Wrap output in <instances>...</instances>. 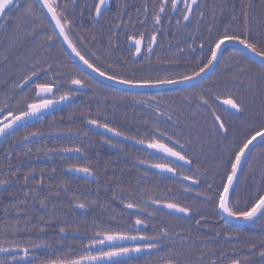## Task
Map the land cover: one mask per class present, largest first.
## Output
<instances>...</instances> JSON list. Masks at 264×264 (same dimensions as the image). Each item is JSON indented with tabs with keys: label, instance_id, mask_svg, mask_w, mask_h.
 I'll use <instances>...</instances> for the list:
<instances>
[{
	"label": "flooded vegetation",
	"instance_id": "af4514ba",
	"mask_svg": "<svg viewBox=\"0 0 264 264\" xmlns=\"http://www.w3.org/2000/svg\"><path fill=\"white\" fill-rule=\"evenodd\" d=\"M101 1L106 8L97 14L100 0H37L49 21L47 10L54 11L69 44L94 73L130 85L153 86L170 82L137 84L115 78L116 71L103 70L93 59L80 54L65 28L78 18L95 37L100 32L108 37L112 31H117L126 41L131 59L141 62L148 41L145 33L148 31L154 37L163 26L184 25L189 0H180L175 11L174 0ZM45 41L52 43L51 39L34 43L37 44L33 48L37 55L29 60L32 62L30 71L22 73L24 77L19 75L16 94H8L5 104L1 103L0 128L10 122L8 117L27 113L30 105L54 102L65 96H72L73 101L87 89L105 94L106 86H111L122 93H135L134 97H121L122 102L118 104L122 106L119 113L121 126L116 129L104 122L86 120L83 125L87 129L81 135H70L75 133L73 130L48 131L44 127L47 126L44 116L71 102L68 101L4 131L0 137V172L5 177L0 183L15 187L16 201L28 202L30 191H38V198L43 201L46 191L42 181L44 172L59 175L55 194L58 217L73 227L71 231L60 230L59 234L83 242L82 254L73 260L123 252L130 255L106 264H264V208L248 223H233V216L249 213L264 196L263 192L248 209L233 204V186L238 180L240 166L261 140L242 160L233 181L234 165L246 144L263 130L247 139L233 161V132L239 131L238 120L234 119L237 105L233 112L220 103L232 101L230 98L205 96L200 108L204 118L200 124L203 127L211 125L213 129L200 130L198 140L202 142V148L193 151L183 138L187 133L175 134L173 131L174 126L185 125V121L175 110L182 105L173 102L172 90L185 88L132 90L117 87L84 70L66 48L69 59L36 53H43ZM139 41H142L138 44L140 54L135 55L137 46L131 42ZM46 60L74 62L81 70L65 73L67 63L64 67H42L41 62ZM64 76L77 79L62 89L58 79ZM82 77H86L85 83L78 79ZM211 100L213 103L209 102ZM13 102L17 104L15 107ZM89 122L104 126L119 136L97 132L86 125ZM31 136L36 137L27 139ZM262 171L260 175L258 168L249 169L246 173L249 181L239 186L263 189L264 169ZM36 172L37 183H26ZM82 173L92 178L83 177ZM226 212L232 220L226 218ZM22 213L18 211L16 215ZM259 218L263 221L262 229L255 230L253 223ZM63 233L66 236H62ZM117 238L121 241L113 243ZM31 252L28 254L33 256ZM15 254L4 263L21 256L19 252Z\"/></svg>",
	"mask_w": 264,
	"mask_h": 264
},
{
	"label": "trees",
	"instance_id": "16d2710c",
	"mask_svg": "<svg viewBox=\"0 0 264 264\" xmlns=\"http://www.w3.org/2000/svg\"><path fill=\"white\" fill-rule=\"evenodd\" d=\"M65 31L80 54L93 59L103 70L116 71L113 74L115 78L137 84L181 80L199 73L208 64L216 45L224 39H236L264 56V0H199L188 23L176 27L172 23L163 26L154 37L148 31L145 33L148 41L141 62L131 59L126 41L118 36L117 31H112L108 37L100 32L95 37L78 18L74 19L73 25L68 24ZM41 39H51L52 43L45 41L43 53H36L69 59L68 52L59 42L43 6L37 0H15L0 15V107L2 102L5 104L8 100V94H16L22 73L30 71L32 62L29 60L37 55L33 49L37 44L34 43ZM66 63L65 73L81 70L74 62L46 60L41 65L64 67ZM76 79L64 76L58 82L64 89L71 80ZM78 79L84 83L86 81V77ZM110 87L106 86L105 94L93 93L91 89L80 92L70 103L47 112L43 119L47 126L44 127L48 131L73 130L75 133L70 135H81L87 129L83 122L96 120L119 128L122 106L118 104L122 102L121 97H134L135 93H122ZM182 88L185 90L172 91L173 102L182 105L175 110L183 117L181 119L185 125L174 126L173 131L175 134H184L182 131H185L187 135L184 134L183 138L193 151L202 148V142L198 140L200 130L213 129L211 125L203 127L200 124L204 118L200 108L205 96L228 97L237 105L238 112L234 119L238 120L239 131L233 132V161L247 139L257 131L264 130V65L236 47L223 49L209 76ZM208 88L213 91L209 93ZM209 102L213 103L212 100ZM16 105L13 102V107ZM40 125L42 130V123ZM256 161H259L257 165ZM252 168H258L260 175L263 174L264 139L251 150L240 166L238 180L233 186V204L237 208L248 209L264 192V188L256 190L239 186L249 181L246 173ZM58 176L44 172L42 181L46 184V191L43 201L39 200L38 191H30L29 201L23 202L21 199L15 200L14 186L0 189V248L42 246V249L31 252L34 258L30 261L4 263L17 255L11 253L0 256V264H48L73 260L82 254L83 242L79 238L61 237L59 234L60 230L71 231L73 227L58 217L55 196ZM4 179L0 172V181ZM37 181L36 172L26 183L33 185ZM18 211L23 213L16 215ZM262 224L259 218L254 221L253 228L261 230Z\"/></svg>",
	"mask_w": 264,
	"mask_h": 264
},
{
	"label": "water",
	"instance_id": "95a60500",
	"mask_svg": "<svg viewBox=\"0 0 264 264\" xmlns=\"http://www.w3.org/2000/svg\"><path fill=\"white\" fill-rule=\"evenodd\" d=\"M44 2V0H41ZM180 0H174V11L178 5ZM14 2V0H0V15L3 13V11L8 8L12 3ZM198 0H189L188 6H187V11L185 14V17L183 19V24L187 23L191 17V13L193 8L197 5ZM106 8V6H104V4L102 3V1L100 0V3L98 4V10H97V14L101 13L104 9ZM48 13V17L51 21V23L53 24V26L55 27L57 33L59 34L65 48L68 50L69 54L73 57V59L86 71H89L90 73H92L95 77H97L98 79L108 82L112 85H115L117 87H122L125 89H146L148 87H152V88H156V89H161V88H171V87H180V86H186V85H191L194 84L198 81H200L201 79L205 78L206 76H208L211 71L213 70L217 59L219 57V55L221 54L222 50L224 47L226 46H234L238 49H240L241 51H243L245 54H247L250 58H252L253 60L261 63L264 65V56H261L259 54L254 53L251 49L243 46L239 41L234 40V39H225L222 40L218 43V45L216 46L212 57L208 63V65L197 75L187 78V79H183V80H178V81H172V82H167V83H163V84H159V85H153V86H147V85H130V84H125L123 82H119V81H114V80H108L106 79L103 75L98 74V73H94L92 71V69L90 68L89 65H87L84 61H82V59H80L77 54L75 53L74 49L71 47V45L69 44L67 38L65 37L63 30L61 29V27L59 26V22L58 19L54 13L53 10H47ZM142 42V41H141ZM141 42H131L133 43L135 46H137V50L135 52V55H139L140 54V49L141 46L138 45L139 43L141 44ZM25 85V83L23 84ZM22 85V86H23ZM74 87H78L80 88L78 85L73 84ZM73 99L72 96H65L60 98L57 101H46V102H42V103H38V104H33L30 105L28 108V112L25 114H21L18 115L16 117H8L10 118V122L3 125L0 128V137L3 135L4 131L7 130H11L12 128L17 127L19 124L28 121L29 119H31L32 117L39 115L43 112H46L48 110H50L51 108L57 106V105H61L65 102L71 101ZM222 106H224L227 109L232 110L233 112L236 111V105L234 102L229 101V100H224L220 102ZM7 120V119H6ZM86 125H88L91 129L103 133V134H108V135H113V136H119L117 133H115L114 131L104 127V126H100L96 123H86ZM36 136H31L27 139L30 138H34ZM264 139V130L261 131L260 133L256 134L247 144L246 146L242 149V152L240 154V156L237 158V161L234 165L233 168V181L236 178V173L238 171V167L240 165V163L242 162V160L245 158V156L247 155V153L252 149V147L258 143L260 140ZM69 173H74L72 170H68ZM83 177L88 176L85 173L81 174ZM90 178H92V176H88ZM8 185V183H0V188L4 187ZM228 193V192H227ZM264 208V196L261 198V200L258 202V204L253 208L252 211H250L249 213L245 214V215H240V216H233V223H238V224H242V223H248L250 221H252L253 219H255V217L257 215H259V213L262 211V209ZM225 216L228 220H232V217L228 214V212L225 213ZM70 235H74V234H70ZM62 236H66V234H62ZM121 241V240H120ZM119 239H115V242L113 243H118L120 242ZM42 247H36L33 249H16V248H8V249H0V256L1 255H6V254H11V253H15V252H19L21 253V256L14 259V260H10L8 263H14V262H25L28 260H31L33 257L31 255H29L28 253L30 251H35V250H39ZM130 254L128 253H123V252H113V253H109L100 257H91V258H83V259H78L75 261H69V262H64V263H51V264H106V263H110L113 261H117L123 257H126Z\"/></svg>",
	"mask_w": 264,
	"mask_h": 264
}]
</instances>
